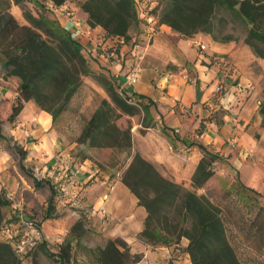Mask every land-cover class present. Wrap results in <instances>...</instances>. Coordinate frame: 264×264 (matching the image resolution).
Masks as SVG:
<instances>
[{"label": "crops", "instance_id": "obj_1", "mask_svg": "<svg viewBox=\"0 0 264 264\" xmlns=\"http://www.w3.org/2000/svg\"><path fill=\"white\" fill-rule=\"evenodd\" d=\"M82 1L68 0L54 7L33 0L29 5L37 9L33 13H45L71 35L92 71L103 73L118 91L123 86L119 93L141 100L149 108L155 126L143 132L140 124L131 129L132 153L154 165L164 178L197 194H202L199 192L213 178L230 175V183L235 177L256 192L264 205V128L259 113L264 60L243 43H218L205 34L184 38L158 25L156 18L145 16L139 0L134 1L140 21L128 31L129 41L109 38L101 27L88 26L87 15L79 6ZM14 17L18 20V15ZM199 44L204 45V51L199 50ZM114 48L116 52H112ZM131 72L137 73V82L127 86L125 77ZM18 83V78H4L0 72V106H13ZM83 83L106 99L92 80L84 77ZM218 87L220 92L215 93ZM14 125L12 134L26 152L20 163L40 168L49 178L45 182L59 180L57 186L64 193L60 203H70V213L64 219L70 221V227L79 219L83 222V244L102 245L109 238H120L140 256L137 264L190 263L186 239L152 246L138 238L146 212L121 182L125 167L114 172L105 159L98 158L103 151L99 149L77 147L76 151L70 147V158L66 157L63 147L55 142L51 116L32 101L23 102ZM198 144L220 159L214 163V176L193 189L191 177L202 157ZM8 158V153L0 151V170L8 166ZM219 165L223 169L217 172ZM17 174L7 183L1 181L0 190L6 184L16 188L18 179L25 183V177ZM68 174L70 179L65 177ZM87 210L102 212L90 215ZM55 224L57 220L42 217L43 239L54 237L51 229Z\"/></svg>", "mask_w": 264, "mask_h": 264}, {"label": "trees", "instance_id": "obj_2", "mask_svg": "<svg viewBox=\"0 0 264 264\" xmlns=\"http://www.w3.org/2000/svg\"><path fill=\"white\" fill-rule=\"evenodd\" d=\"M37 1L60 7L68 0ZM32 3L33 0H0V72L4 78L19 79L17 98L8 121L15 122L23 102L32 101L51 116L54 124L77 94L83 78H89L104 91L106 99H101L84 121L76 143L89 149L116 150L125 155L128 163L121 182L146 212L138 238L152 246H169L186 239L189 264H243L228 239L227 223L238 227L249 246L264 257V205L257 200L258 194L239 180L224 193L226 201L234 192L237 199L245 202L251 214L245 219L228 203L222 208L206 196L164 178L154 165L138 153H132L131 128L122 129L116 122L123 116L143 114L141 132L153 128L155 124L149 108L141 100L129 103V97L119 93L110 78L92 71L71 35L45 13L33 14L28 8ZM12 6L20 9L24 24L12 15ZM79 6L87 15L88 26H99L106 37L122 38L124 42L129 41L128 31L140 21L134 0H83ZM150 14L158 25H165L184 38L205 34L218 43L235 41L222 32L237 21L245 28L243 44L264 60V0H158ZM112 52H116L115 48ZM262 95L264 98V87ZM259 113L264 128V100ZM197 147L202 157L191 177L193 189L201 188L214 176V163L220 159L201 144ZM14 150L21 160L25 158L26 152L19 146ZM19 167L32 180L35 189L43 185L49 188L44 219L59 218L54 204L57 194L48 181L38 180L21 163ZM10 205L11 201L0 192V232L14 221V217L6 219L3 213V207ZM84 233V224L79 219L71 225L70 236L64 238L56 252H51L44 241L39 245L41 252L55 255L63 264H79V261L137 264L140 260L120 238L88 246L81 241ZM23 256L15 252L10 241L0 238V264H22ZM29 261L39 264L36 253Z\"/></svg>", "mask_w": 264, "mask_h": 264}, {"label": "rangeland", "instance_id": "obj_3", "mask_svg": "<svg viewBox=\"0 0 264 264\" xmlns=\"http://www.w3.org/2000/svg\"><path fill=\"white\" fill-rule=\"evenodd\" d=\"M157 2L158 0H142L141 12H143L147 17H153L150 12L157 5ZM28 8L32 13L33 11H37L35 6L31 8L29 5ZM11 12L13 16L18 15L17 21L19 23H24L19 8L12 6ZM244 33L245 28L237 21L229 24L222 32L223 35H231L233 39H235V41L232 42L237 44L243 43V39L245 37ZM101 97L102 96L99 91L93 89L89 84L83 83L82 80V85L77 94L72 98L65 111L60 114V116L56 119V122L52 125V130L56 136L55 142L57 145L60 144V147H63L66 157L70 158V147H76V151L78 150L77 147H86L77 144L76 139L84 121L91 116L90 113L92 108L99 105V102L102 99ZM10 98H12V96H10ZM263 100V95H261V104L263 103ZM11 114L12 107H9L7 104L0 106V151L1 153L6 152L9 155L8 166L0 170V182L3 181L7 183L8 179L11 178L12 180L14 175H18L17 173H20L25 177V183H23L21 179H18L20 183L16 188L12 189V186L8 184H6V187L2 186L0 192L5 197H7L10 193L13 194L11 205L9 207H3V213L5 218L9 219L13 212H21L23 216L36 220L41 225L42 217L44 216L47 206V199L50 196V191L47 185H43L41 189H35L31 180L20 170L19 165L22 160L14 150V147L21 146L17 143V140L15 139L16 137L12 134V130L15 125L14 122L12 123L8 121ZM142 118L143 114L134 117L123 116L116 122V124L122 129L127 127L132 129L135 125L141 124ZM75 149L71 152H75ZM98 158L105 159L107 165L111 166L114 172H120L124 167L126 168L128 163L125 155L117 152L116 150H103L100 152V157L98 156ZM23 165L25 169L29 170L38 180L49 179L45 175V178H43L44 176L40 168L30 167L27 164ZM220 166L221 165H219L218 168L215 167L217 172H220V170L223 169ZM67 173H70L69 170H67ZM68 175V177H70V174ZM223 175L224 176H218V178H213L208 183L207 187L199 192L202 194L198 195L206 196L213 204L222 208L226 205V203H228L235 209L236 213H240L245 219L249 218L251 214L245 206V202L237 199L234 192L227 199V201L223 198L224 193L231 188L232 184H236L235 177L234 182L230 183V175ZM51 183H49V185L57 194L54 199L55 214L59 216V218L53 220H57L58 224L52 226L53 228L51 229L54 237L48 235L46 239H42L41 241H44L47 244L51 252H56L59 244L64 241V238H68L70 236V221L67 222V220L64 219L67 214L70 213V203H60L64 198V193L61 192L60 188L57 186L58 183H60L59 180L57 182L55 180H51ZM54 187L56 189H54ZM103 187L106 188V186ZM57 197L60 199H57ZM256 198L259 203H262L259 197ZM226 232L230 243L234 247L237 256L243 264H264V257L249 246L248 241L245 240L244 234L238 227H234L232 224L226 223ZM41 241L37 243V246H35L34 249L28 252V256L24 254L22 264H27V261L30 260L33 253H36L39 264H63L55 255L47 256L45 253L41 252V248L39 246ZM68 264H70V262Z\"/></svg>", "mask_w": 264, "mask_h": 264}, {"label": "built area", "instance_id": "obj_4", "mask_svg": "<svg viewBox=\"0 0 264 264\" xmlns=\"http://www.w3.org/2000/svg\"><path fill=\"white\" fill-rule=\"evenodd\" d=\"M198 48L200 51H204V45L199 44ZM137 82V73L131 72L125 77V85L132 86ZM123 86H119V91L122 92ZM220 88L215 89V93H219ZM129 103H135L133 97H129ZM69 175H65L66 179H69ZM71 183V182H70ZM9 201L13 200L12 196H7ZM101 210H87L86 214L95 215ZM0 238L10 241L15 252L23 256L27 251L31 250L36 244L43 239V233L41 225L31 218L23 216L21 212L14 215V221L12 224L6 225L0 232Z\"/></svg>", "mask_w": 264, "mask_h": 264}]
</instances>
